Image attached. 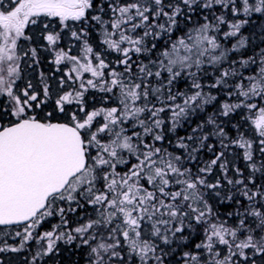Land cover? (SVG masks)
I'll return each instance as SVG.
<instances>
[{
  "label": "snow or ice",
  "instance_id": "obj_1",
  "mask_svg": "<svg viewBox=\"0 0 264 264\" xmlns=\"http://www.w3.org/2000/svg\"><path fill=\"white\" fill-rule=\"evenodd\" d=\"M0 264H264V0H0Z\"/></svg>",
  "mask_w": 264,
  "mask_h": 264
},
{
  "label": "trees",
  "instance_id": "obj_2",
  "mask_svg": "<svg viewBox=\"0 0 264 264\" xmlns=\"http://www.w3.org/2000/svg\"><path fill=\"white\" fill-rule=\"evenodd\" d=\"M45 70H47V66H46V69Z\"/></svg>",
  "mask_w": 264,
  "mask_h": 264
}]
</instances>
